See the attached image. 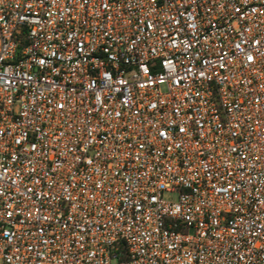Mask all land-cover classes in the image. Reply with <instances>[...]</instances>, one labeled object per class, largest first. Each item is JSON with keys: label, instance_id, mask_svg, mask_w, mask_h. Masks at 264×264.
<instances>
[{"label": "built area", "instance_id": "built-area-1", "mask_svg": "<svg viewBox=\"0 0 264 264\" xmlns=\"http://www.w3.org/2000/svg\"><path fill=\"white\" fill-rule=\"evenodd\" d=\"M0 264H264V0H0Z\"/></svg>", "mask_w": 264, "mask_h": 264}]
</instances>
